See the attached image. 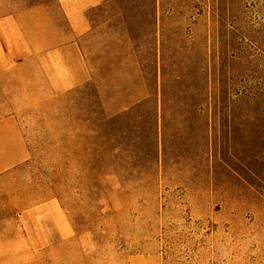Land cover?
Instances as JSON below:
<instances>
[{
	"label": "rangeland",
	"instance_id": "rangeland-1",
	"mask_svg": "<svg viewBox=\"0 0 264 264\" xmlns=\"http://www.w3.org/2000/svg\"><path fill=\"white\" fill-rule=\"evenodd\" d=\"M88 16L84 82L1 98L30 157L0 177V250L29 232L33 264H264V0Z\"/></svg>",
	"mask_w": 264,
	"mask_h": 264
},
{
	"label": "crops",
	"instance_id": "crops-1",
	"mask_svg": "<svg viewBox=\"0 0 264 264\" xmlns=\"http://www.w3.org/2000/svg\"><path fill=\"white\" fill-rule=\"evenodd\" d=\"M107 1L55 0L57 15L49 2L0 0V104L5 105L1 98L7 96V87L13 91L9 96H22L21 89H33L26 80L33 82L38 75L41 89L51 95H62L84 82L87 75L78 41L91 29L88 11ZM0 112L4 113L0 115L1 177L25 163L30 149L18 115L22 109L15 105ZM27 237L29 249L8 254L0 250V264H33V233Z\"/></svg>",
	"mask_w": 264,
	"mask_h": 264
}]
</instances>
